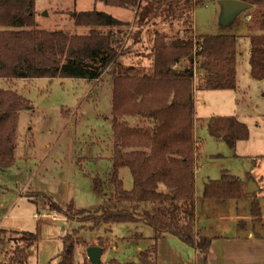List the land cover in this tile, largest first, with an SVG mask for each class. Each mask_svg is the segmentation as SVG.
Instances as JSON below:
<instances>
[{
  "label": "trees",
  "instance_id": "16d2710c",
  "mask_svg": "<svg viewBox=\"0 0 264 264\" xmlns=\"http://www.w3.org/2000/svg\"><path fill=\"white\" fill-rule=\"evenodd\" d=\"M105 6L135 12L133 24L98 11L70 12L73 31L44 30L35 20L36 0H0V79H80L98 82L111 76L112 150L111 187L115 207L104 206L83 223L92 229L100 224L143 222L153 231V244L140 253L136 263L157 264V243L166 235L198 251V264H207L210 239L194 231V91H234L238 36H195L192 28L166 31L144 30L156 15L153 0H94ZM252 6L247 12L248 65L254 81L264 80V0H240ZM180 5L190 0H177ZM198 4L200 0H191ZM176 3V2H175ZM174 5V4H172ZM173 6H171L172 9ZM145 33L148 45H141ZM183 34L180 36V34ZM131 58L134 62L128 63ZM129 60V61H128ZM143 60L148 62L147 65ZM188 66L177 69L182 61ZM199 84L194 88V79ZM30 103L11 90L0 89V169L15 163L17 125L20 112L31 110ZM210 136L222 139L230 149L248 139L247 127L236 117H213L207 123ZM264 164V157H263ZM127 169L131 190L123 188L119 176ZM264 182V176L262 177ZM239 178L223 174L205 184L204 199L240 200L247 194ZM125 204L127 209H119ZM52 212L72 221L73 215L89 214L47 204ZM12 247L0 264H27V252L37 241L29 232L0 230ZM74 232L62 239L58 264H91L87 255L75 260L78 246L89 247ZM110 240L99 238L92 246L111 248ZM102 264V262L100 263ZM108 264H122L110 260Z\"/></svg>",
  "mask_w": 264,
  "mask_h": 264
},
{
  "label": "rangeland",
  "instance_id": "374dc122",
  "mask_svg": "<svg viewBox=\"0 0 264 264\" xmlns=\"http://www.w3.org/2000/svg\"><path fill=\"white\" fill-rule=\"evenodd\" d=\"M219 1L200 0L195 4L190 0V4L180 5L177 0H153L158 7L156 15L144 27V30L161 34L192 28L195 36L235 35L239 38L236 89L195 91V141L200 144L195 150L198 193L201 187L204 191L206 180L217 181L223 174L258 183L264 169V80L257 82L250 76L245 19L248 11L237 16L230 25L221 26ZM35 10L38 28L49 31H73L69 17L73 11H102L130 24L136 18L129 10L102 4L95 6L92 0H36ZM147 40L143 33L142 44L134 50L144 51ZM129 60L128 63L134 62ZM143 63L148 64L146 60ZM185 66L188 63L184 60L177 69ZM111 79L110 75H105L98 82L80 79L0 81V89L16 92L32 107L20 112L18 117L14 165L7 170L0 169V230L29 232L37 237L36 244L27 252V264H58L62 239L73 232L77 234L75 238L85 240L89 247L99 238L109 239L110 247L116 246L101 257L102 264L113 259L122 264L136 263L140 252L150 244L146 238L151 237L153 231L145 225L100 224L92 229L91 223L82 222L91 221L98 209L116 205L110 180ZM198 84L197 74L194 88ZM213 117H236L247 127L248 139L230 149L222 139L208 133L207 123ZM119 176L123 188L131 190L129 171L122 169ZM50 202L63 210L71 204L75 210L89 211V214H70L72 221L57 214L54 218L37 216L47 213ZM118 208L128 207L119 204ZM1 238L4 241L0 243V262L12 247L8 236ZM177 240L171 245H162L160 262L179 264L174 254L180 257L185 255L183 250H187L185 244ZM87 248L76 247V261L86 255Z\"/></svg>",
  "mask_w": 264,
  "mask_h": 264
},
{
  "label": "crops",
  "instance_id": "0c3cea01",
  "mask_svg": "<svg viewBox=\"0 0 264 264\" xmlns=\"http://www.w3.org/2000/svg\"><path fill=\"white\" fill-rule=\"evenodd\" d=\"M92 3L95 6L98 4H102L101 2H96L94 0H92ZM101 10H104V8H102ZM80 12H85V11H80ZM98 12H102V11H98ZM131 12L135 14L134 11ZM118 20L126 23H131L130 21H124L121 19ZM0 81L5 82L4 80L1 79ZM194 95H195V91H194ZM194 140H195V105H194ZM195 144H199V143L195 141ZM263 176H264V169H263V173L259 177L258 183H256L260 191L254 197L240 199V200L204 199L202 197L203 188L201 186L200 187L202 190L200 191V193H198L199 179H198L197 170H195L194 231L196 234L202 237H206L211 241L210 251L207 257V264H264V182L262 181ZM206 181L208 182V180ZM241 181L244 183H248L249 180L246 181L241 180ZM49 214H51L50 216L56 215L55 213L47 212L46 214L37 215V216L47 217ZM135 225H145V224L143 222H140ZM153 236L154 234L151 237L146 238L149 240L150 244L147 246L145 250H147L153 244L152 241ZM137 238L141 239L143 237L137 235ZM173 241H178V240L176 237L171 235H166L165 237H163L158 241L157 244L158 253H156L157 264H170L165 261L160 262L161 256L159 253H160V248L162 249V247H164L165 245L167 246L168 244L171 245ZM184 247H186L185 249L187 250V252L183 250L185 255H181L180 257H177L174 254V257H176L177 262L179 264H198V256H199L198 251H195L194 249L190 248L187 245H185ZM111 248L115 250L116 246L113 245ZM172 257L173 256H170V258Z\"/></svg>",
  "mask_w": 264,
  "mask_h": 264
},
{
  "label": "water",
  "instance_id": "95a60500",
  "mask_svg": "<svg viewBox=\"0 0 264 264\" xmlns=\"http://www.w3.org/2000/svg\"><path fill=\"white\" fill-rule=\"evenodd\" d=\"M221 8V14L219 23L221 26L230 25L237 16L241 13L249 11L252 6L246 2L240 0H220L218 2ZM207 182V181H206ZM258 191L256 183L249 180L246 186L247 194H253ZM102 249L96 246L88 247L86 249V255L91 264H100L102 257Z\"/></svg>",
  "mask_w": 264,
  "mask_h": 264
},
{
  "label": "built area",
  "instance_id": "2783aa9c",
  "mask_svg": "<svg viewBox=\"0 0 264 264\" xmlns=\"http://www.w3.org/2000/svg\"><path fill=\"white\" fill-rule=\"evenodd\" d=\"M196 147H199V144H195ZM51 214H49L47 217L46 216H42V217H46V218H54L55 216H50Z\"/></svg>",
  "mask_w": 264,
  "mask_h": 264
}]
</instances>
